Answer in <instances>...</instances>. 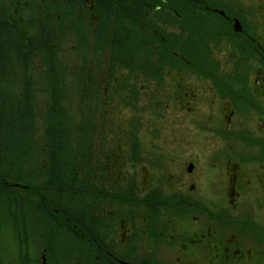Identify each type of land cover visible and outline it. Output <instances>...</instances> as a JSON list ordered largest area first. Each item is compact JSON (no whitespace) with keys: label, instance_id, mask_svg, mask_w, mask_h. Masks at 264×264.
Segmentation results:
<instances>
[{"label":"rangeland","instance_id":"obj_1","mask_svg":"<svg viewBox=\"0 0 264 264\" xmlns=\"http://www.w3.org/2000/svg\"><path fill=\"white\" fill-rule=\"evenodd\" d=\"M10 1L12 0H0V18L9 19L7 22L0 21L2 32L6 26L10 28L13 25L11 15L16 13L15 10L18 8L14 5L11 11H3ZM26 1L35 11L36 17L38 14L36 11L43 7L40 5L41 0ZM140 1L123 0L113 2L108 7H100L98 3L93 5L94 0H76V3L66 2L65 10L77 14L81 21L79 24L87 35H91L90 32L96 31L97 25L107 19L103 12L105 10L110 18L120 17L117 23L126 27L127 32L121 31L117 38H125L130 42L138 40L142 46L141 38L145 37V41L153 45L155 39L154 32L150 29L151 24L145 25L137 21L134 13L128 12L124 6L130 7ZM58 2L59 0H56L53 4ZM248 2L264 7V0L258 2L245 0V3ZM120 8L121 12L117 15L116 11ZM54 14L53 27L55 34H58L55 45L58 47L53 49L57 52L59 60L56 63L57 70L64 74L66 84H19L20 73L13 71L18 69L16 64L19 61L14 56L17 53L10 51L7 56H3L4 59H9L7 68L16 72L13 80L6 84L7 88L0 92V98L6 96L11 99L20 95L23 86H31L34 94L37 92L35 96L39 97L34 102L31 115L34 129L31 139L37 148L33 151L29 147L27 154L30 152L31 154H25L28 161L30 159L34 161L20 168L19 172L33 188L38 187L40 195L36 196L42 200L47 195L48 201L50 198L46 188L44 190L40 186L41 183H52V191L60 200L57 210L59 213L65 210L64 197L69 193L61 195L55 175L62 179V186L69 183L71 189L73 187L81 189L80 194L88 197L83 211L89 202L95 201L98 188L103 192H119L105 173L106 160L119 145L118 157L122 179L125 177L126 180L134 179L140 189L139 198L142 199V194H146L144 198L147 208L152 205L154 211H157V204L161 203L158 197L166 198L162 201L167 206L164 210L174 220V223L170 222V226L167 227L173 228L176 225L187 228L188 211H181L185 207V202L178 200L189 201L187 192L189 195L192 194L190 190L192 184L196 186L201 196L208 197L209 204H226L228 214L236 217L238 207L234 210L226 198L225 162L230 161L237 166L240 165L236 178L242 186L239 204L248 202L251 205L250 213L244 220L247 224L258 225L264 230V222L260 221L264 219V192L261 185L258 191L255 190V186H258L255 180L257 163L254 166L246 165L234 159L236 155L245 157L244 146L249 142L255 140L259 144L264 142H260V137L245 134L236 143L235 138L227 137L224 130L227 128L226 115L232 112V108L225 107L227 100L224 85L219 86L221 77L232 86L237 82L242 84L236 80L242 79L245 74L249 79L243 83H249V80L253 79L251 76L255 67L242 68L240 64V70L244 74L241 75L242 72L237 70L231 74L235 67L232 65L235 63L232 61L233 58H229L227 62L220 54L223 42L216 41L213 48L207 44L200 15H196L188 23H178L174 28L165 29L164 38L159 36L160 44L153 45L158 50L153 54L157 59L153 60V56H150V46L139 49L130 43L127 44L123 55L116 52L108 56L107 51L95 50L87 37H83L80 44L85 57L76 55L73 52L75 38L72 30H77V27L72 25L74 24L72 20H60L57 12ZM144 25L147 26L146 29H143ZM212 36H219V31L214 32ZM105 37L104 31L98 33L99 40ZM0 42L6 46L4 35L0 36ZM75 62L78 63L77 66ZM58 86L62 88L58 92L63 94V105L66 109L62 107V112L58 111L60 113L56 112L55 115L52 113V116L56 119L59 117L58 126L64 125L61 140L64 144L61 148L65 150L49 153L46 152L48 150L44 128L48 127L50 118L46 119L39 109L41 107L44 110L47 105L51 109L54 107L53 92ZM235 113L238 114L236 111ZM15 117V114H11V125L7 126L13 132L17 127L14 123ZM237 124L240 125L238 116H234L230 128L235 131ZM57 125L55 123L54 127ZM14 140L12 134V142ZM214 145L217 147L214 148ZM15 151L17 147L12 148V152ZM57 154H61L62 159L72 166L58 165L61 169H54L48 158ZM190 162L193 163V168L197 167L201 174L200 178H192L191 172L187 171ZM98 164H102L99 172L102 169L103 171L101 175L96 176L98 173L95 169ZM143 167L148 171L147 188L142 185ZM259 168L261 173L257 177L264 178V168L260 166ZM50 170L54 172V176ZM13 173L16 174L15 171ZM248 179L250 182L247 184ZM8 182H11L12 188L27 189L15 187L13 185L15 181L11 178ZM21 184L27 185L23 182ZM90 186H93L92 191ZM130 197L131 192L125 193V199ZM78 199L85 201L84 197H77L74 200L75 209L78 207L76 203ZM99 199L103 210L108 211L112 204L122 203L108 200L105 194L99 195ZM1 202L0 200V264H97L91 262L95 259L92 239L90 236L76 238L74 233H77V227H72L68 223L66 227H62L68 234L56 231L57 240H53L52 230L45 225L50 215L47 214L46 205L40 208L28 205L23 214H19L15 207L11 209L7 202ZM140 210L137 212L131 209L130 214H135L140 219ZM172 212L179 214L174 215ZM65 213L66 211L64 216ZM92 214L93 208L90 203L88 212L85 216L82 215L88 221L90 230ZM180 216L184 218L180 219ZM55 219L57 220V216ZM117 224L116 222V226ZM236 226L237 224L230 220L227 227L229 231L226 232L235 231L240 239L247 238L241 233V228ZM60 238L64 240L60 241ZM57 248L60 249L56 251ZM82 251L83 260L79 258ZM201 252L202 249L197 254ZM164 254L168 259L163 261V264H175L181 259L180 252L175 254V258L169 249L164 250ZM249 263L257 264L253 254Z\"/></svg>","mask_w":264,"mask_h":264},{"label":"flooded vegetation","instance_id":"obj_2","mask_svg":"<svg viewBox=\"0 0 264 264\" xmlns=\"http://www.w3.org/2000/svg\"><path fill=\"white\" fill-rule=\"evenodd\" d=\"M253 1V0H252ZM258 2V0H256ZM113 2H111L112 4ZM94 6L96 2L94 1ZM100 6V5H99ZM128 12H133L137 21L151 24L150 29L154 32V46L160 44L159 36L164 38L165 29L174 28L178 23L190 22L196 15L201 16L202 29L207 37V44L213 48L215 42H223L221 55L227 59L233 58L235 63L231 74L242 72V68L255 69L252 71L253 79L247 81L248 75L242 79H237L242 84H229L221 77L220 87L224 85L226 94V108H232V112L226 115L227 128L224 129L227 137L241 140L245 134L247 136L260 137V142H264V7L256 6L253 2L245 3V0H141L129 7L124 5ZM153 8H155L153 10ZM146 9V10H144ZM125 10V9H124ZM151 10V12H150ZM120 14L121 10L116 11ZM149 13H152L151 15ZM143 27L146 29L147 26ZM219 31V36H212ZM167 34V33H166ZM142 46H150V56L152 57L158 50L145 41L142 37ZM176 51L174 52V54ZM178 53V52H177ZM178 55H180L178 53ZM157 59L153 56V60ZM249 61V62H248ZM254 61V65H253ZM246 62H248L246 64ZM250 64V65H249ZM223 77L227 78L226 75ZM232 76H230L231 78ZM217 88V87H216ZM223 94V95H224ZM235 111L240 114L235 113ZM234 116H238L240 125L233 131L230 126ZM240 133V135H238ZM33 140V139H32ZM237 146V145H236ZM217 145H214V148ZM32 148L37 147L32 141ZM245 157L235 156L234 159L246 165H256L255 190L259 185L264 192V178L257 177L264 168V144H259L257 140L249 142L244 146ZM120 146L112 151L106 160L105 173L111 179L114 187L120 191L117 193L103 192L98 186L95 201L91 202L93 208L90 238L93 242L94 257L92 263L97 264H163L168 257L164 250L169 249L172 257L180 252L181 259L175 264H250L252 254L255 256L257 264H264V230L258 225L247 224L244 220L250 213L251 205L248 202L239 204L242 186L236 181L240 165L225 162L227 173L226 198L227 203L236 210V217L228 214L226 204H209L207 198L200 195L199 190L191 185L192 194H188L185 207L181 211L188 213V226L169 228L170 222L174 223L171 215L166 212V205L162 201L166 198H159L158 210L146 205V194L139 198L140 189L133 178L126 180L119 162ZM197 158V157H196ZM195 159V157H194ZM193 159V163L195 160ZM213 162V160H212ZM193 163L187 166V171L191 172L192 178H200L201 174L197 167L193 168ZM96 166V176L101 175L99 167ZM232 165V167H231ZM195 169V170H194ZM142 185L147 188L148 171L142 168ZM123 181V182H121ZM250 180H247V184ZM91 191L93 190V186ZM146 191V190H143ZM132 193V197L125 199V193ZM107 195L108 200L122 201L120 205H111L112 208L103 210L100 205L99 195ZM78 197H88L79 193ZM79 205L80 200H76ZM239 204V205H238ZM211 207V208H210ZM131 209L137 212L140 210V219L134 214H130ZM170 210V209H167ZM57 210H55L56 212ZM172 214H179L172 212ZM184 218L180 216V219ZM173 220V221H172ZM230 220H233L241 228V233L247 238L240 239L237 232H226ZM264 222L263 220H260ZM116 222L118 223L116 226ZM250 223V222H249ZM109 225V226H106ZM55 230H62L61 225L52 227ZM76 238L88 237L81 234L80 229L74 233ZM202 249L201 254H197ZM85 251V249H84ZM84 251L81 253L83 254ZM155 257V260H153ZM83 260V257H79ZM94 261V262H93Z\"/></svg>","mask_w":264,"mask_h":264},{"label":"trees","instance_id":"obj_3","mask_svg":"<svg viewBox=\"0 0 264 264\" xmlns=\"http://www.w3.org/2000/svg\"><path fill=\"white\" fill-rule=\"evenodd\" d=\"M55 1L56 0H41L40 5L43 7H41L39 11H36L38 13L36 14V17L34 14L35 11L32 7H29L31 5L26 0H12L5 9H2L3 11H11L14 5L18 6L15 10L16 13L11 15L13 25L10 28H7L6 26L3 32L0 28V36L4 35L6 37V46L3 42H0V48L2 49L0 52V92L7 88L6 84H9V82L13 80L16 71H19L20 73L18 78L19 84H66L64 74H61L57 70L58 65H56V63L59 60L57 59V52L53 49L54 47H58L55 45L58 39V34H55V28L53 27L55 12H57L60 20H72L74 22L72 25L77 27V30H72L75 38V48L73 49V52L83 58L85 57L81 52L83 47L80 46L83 37H87L91 41L95 50L107 51L108 56L111 53L116 54V52L123 55L127 48V44L130 43L133 46L140 47L141 42L138 40L130 42L125 38H117L121 31L127 32L126 27L123 26V24L117 23L120 17L110 18L108 12L103 10L105 14L104 16L107 19L97 25L96 31L93 30L90 32L91 35H87L82 29V25L79 24L81 21L77 17V14L73 11L70 13L65 10L66 2L68 4L71 2L76 3V0H59L58 4H53ZM94 1L98 3L100 7H108L111 5V2H121L123 0ZM118 10H121V8ZM116 14L119 15L117 12ZM5 18L7 17L2 18V20L0 18V21H9V19L7 20ZM103 31L105 32L106 37L103 40H99L98 33H102ZM10 51L17 53L14 56L17 58V61H19L18 64H16L18 69H13V71L16 70L15 72L11 71L10 68H7L8 65L6 64L9 62V59H4ZM18 54L21 58L18 57ZM76 63L77 62H75V64ZM59 90H62L61 86H58L53 92L55 100L52 109L48 105L45 106L44 110L41 107L39 109L40 112L44 113L46 119L50 118L48 120V127L45 126L44 128L46 129V137L50 146L49 153L58 151L63 152L65 150L64 148H61L62 144H64L61 142L64 125L58 126L57 123L60 122L59 117L56 119L52 116V113L55 115L58 111L62 112V107L66 109L63 105V94L59 93ZM35 94L31 86H23L20 95H16L11 99H8L6 96L0 98L1 203L7 202L10 205V208L13 209L15 207L19 214H23L28 205L29 207L31 205H36L39 208L46 205L48 208L47 214L52 215V218H50L49 215L50 220L46 225L52 227L61 225L66 227L69 223L70 226L80 229L81 234L90 236L89 224L84 217H81L80 222H75L71 221L66 216L67 211H73L75 209L74 200L78 197L81 189H76L73 186V189H71L69 183L62 186V179L55 175V181L56 183H59L61 195H65L66 192L69 193V195L64 197L65 201L63 204L66 205L65 210L63 209V211L59 213L57 209L59 206L58 201L60 200L57 199V195L52 191V183H41L42 186L40 187L44 190L46 188V193H48V197L50 198L47 201L46 195L41 200L39 196H36V194L40 195V190L37 189L38 187L33 188L30 182L26 181L21 173H19L20 168L32 163V161H30L31 159L29 161L26 159V155L31 154V152L29 154H27V152L28 148L31 147V138H33L32 131L34 130L31 118L32 107L37 98H39L35 96ZM11 114L16 115L14 123H16L17 127L14 132L7 127L9 124L11 125ZM55 123L57 127H54ZM12 134L15 138L14 142H12ZM15 141L21 143V147L17 148L19 155H17V151L12 152V148H15L13 146L16 145ZM49 161L53 163V168L57 170L61 169L58 165L66 164L72 166L69 162L62 159L61 154L49 157ZM14 171L16 174L13 173ZM50 173L54 176L52 170H50ZM9 178H11L12 181L26 183L27 189L12 188L9 186L11 183L8 182ZM88 190L90 189L88 188ZM90 203L91 202H89L85 211H83V216L88 212ZM52 205H56L57 211L55 213L51 210ZM64 211H66V217L64 216ZM55 216H57V220L55 219Z\"/></svg>","mask_w":264,"mask_h":264},{"label":"bare ground","instance_id":"obj_4","mask_svg":"<svg viewBox=\"0 0 264 264\" xmlns=\"http://www.w3.org/2000/svg\"><path fill=\"white\" fill-rule=\"evenodd\" d=\"M154 9L155 8H153V10ZM144 10H146V9H144ZM150 12H151V10H150ZM149 14L151 15L152 13H149ZM18 57L21 58V56L19 54H18ZM15 142H16V145L13 146V147H17V148L21 147V143H18V141H15ZM85 204H86V200L84 202L80 201L78 207L75 210H73V211H67L66 216L71 221L80 222L81 217H82V214H83V208H84ZM51 210H52L53 213H55L56 205H52L51 206ZM50 218H52V215L51 214H50Z\"/></svg>","mask_w":264,"mask_h":264}]
</instances>
